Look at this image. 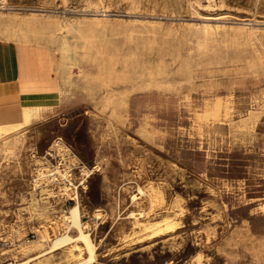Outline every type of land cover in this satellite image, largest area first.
<instances>
[{
    "label": "rangeland",
    "instance_id": "rangeland-1",
    "mask_svg": "<svg viewBox=\"0 0 264 264\" xmlns=\"http://www.w3.org/2000/svg\"><path fill=\"white\" fill-rule=\"evenodd\" d=\"M263 31L264 0H0V38L44 46L65 65L52 67L65 92L47 114L16 125L11 103L14 127L0 137V264L25 259L21 245L77 199L98 248L93 264H264ZM137 184L163 195L147 219L180 217L145 249L151 241L120 239L133 230Z\"/></svg>",
    "mask_w": 264,
    "mask_h": 264
},
{
    "label": "bare ground",
    "instance_id": "bare-ground-1",
    "mask_svg": "<svg viewBox=\"0 0 264 264\" xmlns=\"http://www.w3.org/2000/svg\"><path fill=\"white\" fill-rule=\"evenodd\" d=\"M0 33H2V32H0ZM0 39H2V38H0ZM255 40H257V39L255 38ZM255 44L256 43H254V45ZM260 48H261V46H260ZM51 57H52V61L55 63H63V61H64V57H57L53 54ZM104 65H106V63ZM73 66H74V59H72L71 62L69 63V67H67V70L69 72H71V68ZM122 69H124V68H122ZM72 70H75V69H72ZM101 71H103V70H101ZM117 71H118V69H117ZM86 78L88 81L89 80L88 75L86 76ZM109 85H111V84H109ZM13 99L17 102L16 92H14L12 89V83L1 84L0 85V137L1 138L4 137V134L6 133L7 130L11 131L10 127H12V128L14 127V126H10L11 125V115L10 114H11V109H12L11 103H12ZM104 101L108 105L114 102V101L112 102L111 90H105L104 91ZM44 104L45 103L42 101H36L31 105H28L26 107L21 108V110H20V117L21 118L20 119H18V116L16 114V118H17L16 119V122H17L16 125H19L22 123L28 124V123L32 122L34 119H36L37 117H39L40 112L46 108V106ZM121 105H122V103H121ZM102 106L104 107V105H102ZM108 107H110V106H108ZM112 110H114V109H112ZM116 112H117V110H116ZM107 117H108V115H107ZM116 117H114V118H116ZM112 119H113V116H112ZM118 119H120V118H118ZM3 122L6 123V125H7L6 128H4L1 125V123H3ZM5 146H7L6 143H5ZM54 146L56 147L57 150H61V147L63 148V145L59 144L58 140H55ZM7 153H8V151H7ZM99 163L100 162L96 163L92 168H90L89 172H93L94 170H98L99 166H100ZM86 173H87V175L89 174L88 171H86ZM42 175H43V173H42ZM37 178H39V177H37ZM34 179H36V178H34ZM82 183H84V181H82ZM56 185H57V183H56ZM63 186H65V185H63ZM68 191L69 190L67 187L60 189L62 196H68L69 195ZM162 197H163V195L161 194L160 191L148 192V189H146L144 186H141L139 184H137L135 186L134 190L130 193L131 204H132L133 208L129 210L128 215H127L133 230H132V232H126L121 236L120 239H121L122 243L124 244V246H127L129 244L144 243L146 241L154 242V241H156V239L160 238L161 236L165 235L168 232L175 231L179 227L178 220L180 217H176V214L166 213V214H163L161 216V218H159V219H147L148 214L152 211V207L154 205V202L158 201V199H162ZM142 198H145L148 201L149 206L147 209H144L140 206ZM162 200H163L162 202H164V199H162ZM98 212H101V209L96 208L94 210V213H98ZM182 212H183V210H182ZM182 212H179V213H182ZM182 214H184V213H182ZM83 216L84 215L82 214V211L80 208L79 199H77L75 201V204L70 206L69 209L67 211H65L60 216L59 220H53V221L50 220L47 223L42 225V227L38 230L39 231L38 232L39 239L37 241L31 242L30 244L26 243V244L21 245V252L24 255H26L25 259H23V260L15 259L13 261H8L4 264H31V262L39 260V259L41 260L43 257H46V256L47 257H54L57 255L65 256L67 258V260L70 261L69 264H93L94 262L97 261V249L98 248H97V244L94 242V239L91 235L90 225L88 222L83 221V219H82ZM60 222H61V225L63 226V229H64V231L62 233L58 231V228L60 227L59 226ZM207 231H208V229H207ZM212 231H214V230H212ZM50 232L51 233L53 232V236H54L53 238H50L51 237ZM33 251H35V253L33 255L28 254L29 252H33ZM83 253H86L87 256L86 257L83 256ZM13 256H14V254H13ZM13 256H12V258H13ZM198 264H201L199 259H198Z\"/></svg>",
    "mask_w": 264,
    "mask_h": 264
},
{
    "label": "crops",
    "instance_id": "crops-1",
    "mask_svg": "<svg viewBox=\"0 0 264 264\" xmlns=\"http://www.w3.org/2000/svg\"><path fill=\"white\" fill-rule=\"evenodd\" d=\"M54 64L62 66L64 73L65 65L53 62L46 47L26 43L16 45L13 40L0 39V85L12 83L19 107L14 108L18 119L21 118V108L36 101H42L46 106L40 115L47 114L49 102L53 103L65 92L52 75ZM156 242L142 244L139 249L151 247Z\"/></svg>",
    "mask_w": 264,
    "mask_h": 264
}]
</instances>
